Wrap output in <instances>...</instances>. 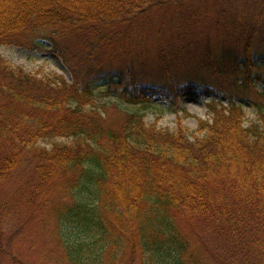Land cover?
Listing matches in <instances>:
<instances>
[{
  "label": "trees",
  "instance_id": "trees-1",
  "mask_svg": "<svg viewBox=\"0 0 264 264\" xmlns=\"http://www.w3.org/2000/svg\"><path fill=\"white\" fill-rule=\"evenodd\" d=\"M185 1L195 0H0V45L46 39L63 57L72 40L79 64L89 66L68 82L0 55V186L31 164L19 192L30 211L44 207L55 218L66 263L110 264L130 240L141 264H204L183 222L219 264H264V92L254 103L256 122L245 125L231 96L229 105L208 104L212 117L200 118L193 136L181 124L175 131L147 125L139 113L107 127L93 104L100 82L126 103L151 100L155 87L102 75L97 56L122 44L121 31L150 6ZM243 14H219L235 46L205 52L248 70L264 65V6ZM45 140L55 141L51 149L39 146Z\"/></svg>",
  "mask_w": 264,
  "mask_h": 264
},
{
  "label": "rangeland",
  "instance_id": "rangeland-1",
  "mask_svg": "<svg viewBox=\"0 0 264 264\" xmlns=\"http://www.w3.org/2000/svg\"><path fill=\"white\" fill-rule=\"evenodd\" d=\"M263 6L264 0H195L150 6L143 11L131 28L121 31L127 33L120 36L122 44L110 47L97 58L104 67L102 75L111 71L122 77L123 83L134 80L155 88L147 93L150 101L129 104L108 92V82H100L93 89L92 99L105 125L120 123L127 112L139 113L144 115L147 125L175 131L181 124L193 136L198 134V120L212 117L208 104L229 105L231 96L243 108L245 125L256 122L254 103L264 92V65L245 70L238 68L236 62L209 58L205 50L209 47L216 54L235 46L233 37L226 40L223 24H217L219 14L230 17L243 11L244 16L258 15ZM69 44L70 51L63 57L51 50L46 39L38 40L36 45L1 44L0 55L27 72L38 76L55 72L72 82L74 71L79 69L85 76L89 66L79 64L75 42L69 40ZM237 84L244 86L240 93L235 91ZM171 87L179 93H169ZM55 141L67 142L64 138ZM55 141L45 140L39 146L51 149ZM30 169L31 164L24 162L14 180L0 186V264H69L64 260L62 242L57 239L58 225L51 212L44 207L30 211L27 198L19 192L17 181L23 174L29 175ZM196 228L204 233L202 227ZM181 229L192 249L202 251L204 264H219L205 248L199 249V243L186 233L183 222ZM113 260L110 264H141L130 240Z\"/></svg>",
  "mask_w": 264,
  "mask_h": 264
}]
</instances>
